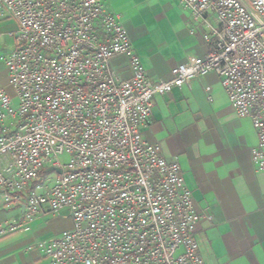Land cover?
Masks as SVG:
<instances>
[{
	"label": "built area",
	"instance_id": "2783aa9c",
	"mask_svg": "<svg viewBox=\"0 0 264 264\" xmlns=\"http://www.w3.org/2000/svg\"><path fill=\"white\" fill-rule=\"evenodd\" d=\"M175 1L205 27L209 52L153 81L106 0H0V20L18 25L1 58L14 94L0 90V190L24 207V230L69 214L71 230L37 243L51 264H205L195 238L205 216L179 162L143 134L156 97L193 79L217 74L252 120L264 176V0ZM120 56L129 79L112 67Z\"/></svg>",
	"mask_w": 264,
	"mask_h": 264
},
{
	"label": "crops",
	"instance_id": "0c3cea01",
	"mask_svg": "<svg viewBox=\"0 0 264 264\" xmlns=\"http://www.w3.org/2000/svg\"><path fill=\"white\" fill-rule=\"evenodd\" d=\"M106 6L120 17L153 81H169L175 67L209 52L205 27L175 0H106ZM17 29L15 20H0V90L10 95L1 58L16 49ZM112 67L120 78L131 77L124 56ZM143 134L167 160L179 162L205 216L195 234L205 264H264V176L252 163L258 136L252 120L236 114L220 77L210 73L156 97ZM6 162L0 157V168ZM23 217L24 207L8 205L0 190V264H51L37 243L71 230V217H40L29 230L22 228Z\"/></svg>",
	"mask_w": 264,
	"mask_h": 264
},
{
	"label": "rangeland",
	"instance_id": "374dc122",
	"mask_svg": "<svg viewBox=\"0 0 264 264\" xmlns=\"http://www.w3.org/2000/svg\"><path fill=\"white\" fill-rule=\"evenodd\" d=\"M64 161L67 162L68 161V158L65 157L64 158ZM45 177V180H47L48 178L52 177V179L54 178V180L56 179V173H47L44 175Z\"/></svg>",
	"mask_w": 264,
	"mask_h": 264
},
{
	"label": "water",
	"instance_id": "95a60500",
	"mask_svg": "<svg viewBox=\"0 0 264 264\" xmlns=\"http://www.w3.org/2000/svg\"><path fill=\"white\" fill-rule=\"evenodd\" d=\"M51 171H53V170L52 169H48V170H46V173H49ZM58 172L61 173V171H59V170H58Z\"/></svg>",
	"mask_w": 264,
	"mask_h": 264
}]
</instances>
